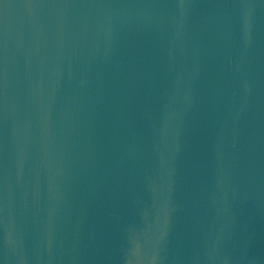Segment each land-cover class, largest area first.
Masks as SVG:
<instances>
[{
	"label": "water",
	"instance_id": "1",
	"mask_svg": "<svg viewBox=\"0 0 264 264\" xmlns=\"http://www.w3.org/2000/svg\"><path fill=\"white\" fill-rule=\"evenodd\" d=\"M0 264H264V0H0Z\"/></svg>",
	"mask_w": 264,
	"mask_h": 264
}]
</instances>
